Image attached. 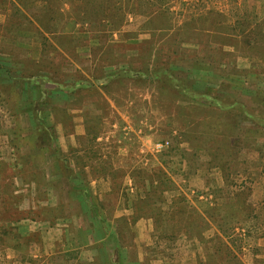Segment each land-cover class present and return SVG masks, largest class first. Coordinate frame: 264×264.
Masks as SVG:
<instances>
[{
	"label": "rangeland",
	"instance_id": "rangeland-1",
	"mask_svg": "<svg viewBox=\"0 0 264 264\" xmlns=\"http://www.w3.org/2000/svg\"><path fill=\"white\" fill-rule=\"evenodd\" d=\"M91 2L102 5L94 15ZM135 3L0 0V264H90L103 253L90 214L100 218L99 210H80L88 188L80 179L65 183L56 149L74 169L91 164L109 174L126 205L128 188L140 191L131 222L152 223L141 264H264V131L154 81L107 80L169 56L198 93L264 119V0H166L165 28L135 23ZM151 11L142 9L154 18ZM75 83L92 88L66 91ZM81 125L90 142L75 134ZM157 142L169 144L156 152ZM198 173L204 184L194 187L189 179ZM185 204L199 215L183 214ZM159 206L169 215L163 238ZM113 228L116 244L133 245L132 226Z\"/></svg>",
	"mask_w": 264,
	"mask_h": 264
},
{
	"label": "crops",
	"instance_id": "crops-1",
	"mask_svg": "<svg viewBox=\"0 0 264 264\" xmlns=\"http://www.w3.org/2000/svg\"><path fill=\"white\" fill-rule=\"evenodd\" d=\"M83 123V121H82ZM80 127H83L81 131H76L75 134L80 135L83 137L81 142L83 143L87 138L84 136L85 130L84 126L81 125ZM76 130V129H75ZM74 130V131H75ZM73 134V133H72ZM71 134V135H72ZM69 135V136H71ZM90 138V137H89ZM87 139V142H90L91 139ZM97 141H101L100 138L96 139ZM76 141V140H75ZM104 143L102 145L107 146L106 143L109 142V139L103 140ZM71 142V141H70ZM77 144L72 141L70 148L71 150L77 148ZM63 149V146H59ZM80 148L83 147L82 145L79 146ZM78 147V148H79ZM101 149V148H100ZM64 150V149H63ZM98 150V149H97ZM66 151V150H64ZM83 148L81 149V154L82 158L84 156L82 155ZM139 156L140 157V150H138V154H134V156ZM99 158L101 157V160H104L105 156L102 155V150L101 153L99 151L98 153ZM75 158L71 155V160ZM68 161V159H66ZM69 162V161H68ZM73 168V165H70ZM118 167V166H117ZM120 168V167H118ZM94 168L91 167V164L89 166H82L81 170L75 169V179H80L81 181V186H83V190L87 189L88 195L86 202L83 201V198H81L80 202V210L84 211V214H86V211H88L91 208H96L99 210V215L100 218L95 216V214L87 212L88 214H91L92 222L95 225H98L100 227L99 229V239L97 244H100L101 250L103 251L102 254H95L94 256L97 257V259L102 258L101 264H141L143 262L144 256H143V250L141 243L145 242V235H144V228L145 226L150 227L151 231V226L152 223L150 220H139L135 222H131L130 216L133 214L132 211V205L133 202L137 199L138 192H140L136 187L134 188H128V198L127 200V205L124 203L125 201H122L121 195L122 193L119 191H114L112 189V179L109 174H105L104 176H99L97 172L93 171ZM117 170V168L115 169ZM84 178L83 179L80 178ZM200 173L191 176L190 177V183L194 187L201 186L202 183L204 184V181H202L199 177ZM74 179V178H73ZM72 180H70L71 182ZM202 181V182H201ZM71 184V183H70ZM131 184L130 180V171H126L125 173V178L123 180V186L125 187L126 185ZM87 188H86V187ZM73 188V185H72ZM74 191H79L78 189H75ZM110 204L112 210L115 212H112L111 217H109L108 213H104L105 210H110ZM76 205V204H75ZM104 213V214H103ZM89 214V215H90ZM128 224L130 227L132 226V233L134 234V239L132 238L133 245L131 244L130 241H128V245L124 247H120L118 244H116V234L114 233L116 230L113 227H117V224ZM110 226H113L112 228ZM59 238V237H58ZM56 237V240H58ZM111 239L112 245H109V240ZM61 241H56V243H60ZM81 242V240H80ZM51 248V247H50ZM80 249V246L78 247ZM106 255V256H105ZM49 257L53 256L52 253L48 255ZM80 258H83L82 252H80L79 255ZM105 257L107 258L105 260ZM96 259V260H97ZM91 261L90 264H98L97 261ZM50 261V259L48 260Z\"/></svg>",
	"mask_w": 264,
	"mask_h": 264
},
{
	"label": "trees",
	"instance_id": "trees-1",
	"mask_svg": "<svg viewBox=\"0 0 264 264\" xmlns=\"http://www.w3.org/2000/svg\"><path fill=\"white\" fill-rule=\"evenodd\" d=\"M127 2H129V0H127ZM90 4H91V6L89 8V11L93 15L96 12V10H99L102 8L101 4H99L98 6H95L92 2ZM135 6H137V9H139L140 12H142V9L146 11L147 7H151L152 8L151 15H152V12L154 11L156 16L154 15V18H151L150 14L144 15V13L142 12V15H144V16L140 20H138L137 15L135 13V11H137ZM135 6H132V8H130L129 10H130L131 14L133 15V17L135 18V23L138 22V25H139V23L144 22L141 26H143V27L146 26L147 28H149V27H151L152 21L155 20L156 22L162 23V26H163L162 28L169 26L168 21H166L167 20V13L169 12L168 9L166 8V6H167L166 0H136ZM96 17L98 18L97 20L99 22H103L101 17H99V16H96ZM123 18H124V15H123ZM113 24H114V22H113ZM138 25H136V27ZM131 36H133V35H131ZM157 63L154 65V67H152L149 70L144 69V70H138L137 71V70H133L130 67L127 70H122V71H119L118 73L107 76V80H111L113 78H121V79H123V78H127V79L133 78L134 79L135 78V79L141 80L143 82H150L151 83L154 81L161 88H166L168 86L169 91H170V88H172V90L175 89L179 95L187 97V99H194L196 101L208 104L210 107L215 106L217 108L215 110L219 111L220 113H227V112L234 113V114L240 113V114L246 116L250 121H252L259 128H261V130L264 131V119L258 117L257 115H254L253 113H251L249 111V109H243L245 107H242L241 105L236 104V103L226 104L223 100L216 98V97L214 98L213 96L209 95L208 93H198L197 91H195L193 86L189 84V82L186 78H183L180 75H177L175 73V71L170 67L169 56L166 57V59H163V62L159 63V61H157ZM73 88L74 89H70V88L66 89V91L72 92V90L92 88V86L90 84L88 87L87 83H75L73 85ZM234 106H238V108L241 107L242 109H232ZM42 131H46V129L42 128ZM91 138L95 139L96 134H91ZM50 140L53 141L55 139H54V137H51ZM205 146L209 148L208 144ZM56 150H53V152L56 153L57 156L59 157L58 160L60 162H58V163L61 164V167H62L63 172H64V175H62L63 180L65 181V183H69L71 179L75 178L74 177L75 169L72 168L70 166V163H68L65 160L66 157L64 155H60L59 152ZM156 187H157V185H156ZM146 202L144 203L145 208H146V204L149 203V202H147V203ZM246 204H247V206H250L248 203H246ZM160 206H161V204H160ZM160 206L155 209L156 214L154 216L156 219L157 227H158V229L161 230V237L163 238V232L165 233V231L162 230V225H160V223L165 222L169 218V215H167V211L163 210ZM173 206H175V205H173ZM185 206L181 207V211L183 214L186 213V209H187V210H189L188 216L190 218L193 217V215H196V214L199 215V213L194 208H190L186 204H185ZM147 208L153 209L154 207H151V205H150V207H147ZM172 209H174V208H172ZM164 216H165V218H164ZM180 221H181V219H180ZM180 221H177L175 225H172L173 230L170 233V237L172 236V234L175 235L176 231L177 232L179 231Z\"/></svg>",
	"mask_w": 264,
	"mask_h": 264
},
{
	"label": "built area",
	"instance_id": "built-area-1",
	"mask_svg": "<svg viewBox=\"0 0 264 264\" xmlns=\"http://www.w3.org/2000/svg\"><path fill=\"white\" fill-rule=\"evenodd\" d=\"M168 142H157L153 144V150L156 152H161L166 147H168Z\"/></svg>",
	"mask_w": 264,
	"mask_h": 264
}]
</instances>
